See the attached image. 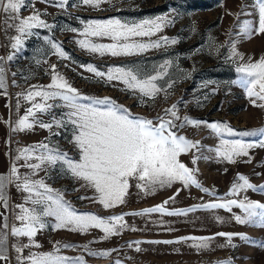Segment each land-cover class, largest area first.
<instances>
[{"label": "rangeland", "instance_id": "rangeland-1", "mask_svg": "<svg viewBox=\"0 0 264 264\" xmlns=\"http://www.w3.org/2000/svg\"><path fill=\"white\" fill-rule=\"evenodd\" d=\"M258 12L256 0H104L98 6L86 5L82 0H68L63 7L59 6V0H25L19 16L39 13L49 27L33 28L30 35L22 37L21 46L13 49L14 37L19 34L14 27L17 22L12 14L0 9V67L4 69L5 85L0 88V157L4 155L11 168L15 165L21 175L42 179L53 190V195L59 193L78 213H93L102 218L123 215L122 223L127 225L118 234L105 239L101 229L90 228L86 233L69 228L55 229L54 219L47 218L46 227L34 237L40 247H25L20 255L27 257L29 253L54 251L59 242V255L82 257L84 264H115L116 261L120 264H217L224 260H231L232 264H264V247L260 246L264 244V227L260 226L259 220L237 223L234 217L244 216L239 207L232 206L231 211L197 208L186 215L132 214L158 205H163L166 213L232 199L247 198L264 203V188L261 187L264 186V147L260 146L264 136L240 137L227 133L217 136L207 127V124L220 122L236 132L264 128V108L253 105L255 97L249 98L237 82L242 74L236 71L238 65L250 60L257 62L264 57V33L242 32L245 21L250 22L253 29L258 27ZM158 17L166 20L162 29L154 36L136 39L143 42L160 40V46L140 54L101 55L79 44L85 39L81 33L87 22L119 19L131 24ZM90 39L96 43H112L108 38ZM173 40L176 42L172 43ZM49 41L58 44L65 56H59ZM10 55L12 60L7 59ZM166 62L167 67L157 81L161 91L154 98L141 97L121 81L107 79L108 70L113 67L131 69L145 77L160 72ZM52 65H55V73ZM89 65L106 75L98 77L89 72ZM53 74H58L81 95L110 98L127 108L133 116L154 121L158 116L171 119L165 115V110L176 105L174 111L180 119L175 123L183 126L173 131L194 143L199 142L197 147L181 154L179 160L193 171L201 188L209 191L206 193L195 185L185 187L179 181L148 191L138 187L137 180L131 179L125 202L105 209L96 200L94 189L73 177L59 162L44 166L33 175L24 166L26 161L17 159L19 150L24 147L46 143L73 160L79 159V149L74 144V127L66 122L64 115L69 109L56 106L65 103L59 98L46 102L53 105L50 110H33L35 115H29L28 120L33 125L31 128L16 130L17 121L28 115L27 109L33 103H45L40 97L34 101L25 100L24 95L28 91L47 90ZM260 103L264 102L257 100V104ZM184 117L200 123H184ZM61 120L65 122L57 126L56 121ZM40 123L52 127L43 128ZM4 130L7 131L5 138ZM222 139H241L254 146L248 149L247 156L235 157V162H229L215 152ZM29 162L39 163L35 159ZM1 165L0 159V173ZM237 174L245 176L254 189L229 195L237 182ZM5 192L7 200L10 199L14 206L4 212L5 207L2 208L0 203V214L7 217L9 226H19L14 219V210L18 211L16 205L24 203L28 194L17 190L14 184H7ZM165 201L168 203L164 204ZM26 206L31 207L30 204ZM0 223H3L2 217ZM220 232L241 233L250 240L234 237L232 244L235 247L226 246V238L216 235ZM183 237L214 239L207 248H198L195 246L198 241L182 240ZM134 241L140 243L129 247ZM18 243L29 244V241L26 237L7 236L6 252L3 253L7 259H0V264H19L13 247ZM64 244L74 247H62ZM105 250L110 252L107 257L89 254L90 251Z\"/></svg>", "mask_w": 264, "mask_h": 264}, {"label": "snow or ice", "instance_id": "snow-or-ice-1", "mask_svg": "<svg viewBox=\"0 0 264 264\" xmlns=\"http://www.w3.org/2000/svg\"><path fill=\"white\" fill-rule=\"evenodd\" d=\"M68 0H59V6L63 7ZM84 4L98 6L104 0H82ZM25 0H0V9L5 13L12 14V18L17 22L14 27L19 33L14 37V43L11 47L18 49L22 43V37L30 35L33 28H48L49 25L40 18L39 13H33L28 17H20L19 12L23 7ZM259 8L258 27L253 29L250 22L245 21L242 32L250 34L253 30L257 33H264V0H256ZM165 18L158 17L155 20H143L140 22H121L119 19H109L107 21H90L81 33L85 39L80 40L82 48H86L92 53L101 55L110 54L111 56L135 55L140 54L148 49L160 46V40L143 42L136 38L151 37L159 32ZM75 31V29H73ZM90 38H108L112 41L110 44L96 43ZM165 42L167 38H163ZM175 43L176 41H171ZM55 52L63 57L65 53L60 46L49 41ZM234 47V45H233ZM8 56V60H12ZM161 71L155 75L141 77L140 74L123 67H113L108 70L107 79L119 80L127 86L129 90L138 92L141 97L154 98L161 91L157 81L163 73ZM55 73V65H52ZM89 72L98 77H104V72L98 71L97 68L87 66ZM236 71L242 74L237 81L246 91L249 98L252 99L254 106L264 108V103L257 104V100L264 102V57L259 61L246 62L237 66ZM4 69L0 67V88L4 85ZM171 87V85H168ZM34 89L37 86H33ZM46 89L28 91L24 99L34 101L40 97L45 103H33L32 107L27 109L28 115H25L17 121L16 130L31 128L33 125L28 122L29 115L34 116V109L39 112L50 110L53 105L47 104L48 100L59 98L64 101L63 105L57 107H67L69 111L64 114L66 122H70L74 127V144L79 149V159L73 160L66 153L61 152L58 148H50L46 143H40L30 147H24L19 150L17 159H24L27 167L34 175L37 170H43L44 166H54L58 162L66 166L67 170L73 177L81 179L94 189L96 200L103 205L105 209L123 204L124 197L129 187V181L135 179L138 181V187L151 191L156 186H171L174 182H182L185 187L195 185L201 188L196 180L193 171L179 160L181 154L189 152L197 147L199 142H193L184 136L177 135L173 129L182 127L183 124L177 125L176 120L180 117L174 109L176 105L165 110V115L171 119H165L164 116H158L156 121L143 117L133 116L132 113L121 105H118L110 98H89L81 95L78 90L68 84L66 80L58 74H53L51 83ZM89 100V103L81 101ZM184 123L198 125L200 122L190 120L188 117L183 118ZM63 120L56 121L57 126L61 125ZM206 123V122H205ZM43 128L50 129L51 124L40 123ZM217 136L235 135L240 137L264 136V128L253 131L236 132L226 123L213 122L207 124ZM254 145L246 143L241 139L221 140L220 145L215 149L216 155L229 162H235V157L247 156L248 149ZM260 146L264 147V140L260 141ZM37 160L39 163L29 162ZM195 163V160H193ZM236 181L230 189L229 195H236L238 192L246 189H254L248 179L237 174ZM242 182V183H241ZM14 184L17 190L27 193L24 203L16 205L14 210V219L19 222V226H9L7 217H0L3 223H0V259H7L3 253L6 252L4 247L7 236L26 237L29 244H16L13 247L17 252L19 264H84L82 257L70 258L59 255L61 245L57 242L54 251L29 253L27 257L20 255L25 247L34 246L39 248L34 237L39 230L46 227L47 218H53L55 229L69 228L72 231L86 233L90 228L101 229L105 234L104 238L118 234L121 229L127 227L122 223L123 215L110 216L102 218L93 213H78L68 202L64 201L59 193L53 195V190L49 188L44 181L34 180L30 175H21L18 168L13 165L9 176L0 175V203L5 209L8 208V202L5 195L6 185ZM264 188V186H261ZM41 189L43 191H41ZM202 191L208 192L207 188H201ZM165 201L164 204H167ZM31 205L28 207L26 205ZM232 206L239 207L244 216L237 215L234 217L237 223L245 224L259 220L260 226L264 227V203L244 200H228L223 203L209 202L188 208L186 210L171 211L165 213L163 205L145 209L140 213L133 215H147L153 212H159L167 215H186L188 212L196 211L197 208L213 210L225 208L231 211ZM219 219V218H217ZM216 235L225 237L226 246L235 247L232 244L234 237L241 240L249 241L250 238L241 233L220 232ZM182 240L191 239L198 241L195 245L198 248H207L214 237H183ZM254 242V241H253ZM139 241L131 242L128 246L138 245ZM155 243H159L156 241ZM163 243H173V241H163ZM264 247V244L260 245ZM62 247H74L71 244H64ZM87 249V246H84ZM139 251V247L136 248ZM90 255L107 257L110 252H89ZM115 264H120L116 261ZM217 264H232L231 260L218 261Z\"/></svg>", "mask_w": 264, "mask_h": 264}, {"label": "crops", "instance_id": "crops-1", "mask_svg": "<svg viewBox=\"0 0 264 264\" xmlns=\"http://www.w3.org/2000/svg\"><path fill=\"white\" fill-rule=\"evenodd\" d=\"M7 136V131L4 130V138ZM3 138V137H2ZM1 159V167H2V170H1V173L0 175H4V176H7L6 174H9L11 173V166H10V162L6 159V157L4 155H2V157H0ZM5 195H6V198H7V192H5ZM8 202V209L10 210L14 205L12 203V201L9 199L7 200ZM2 205V206H1ZM1 207L4 208L3 204L1 203ZM4 212L7 211L6 209L3 210Z\"/></svg>", "mask_w": 264, "mask_h": 264}]
</instances>
